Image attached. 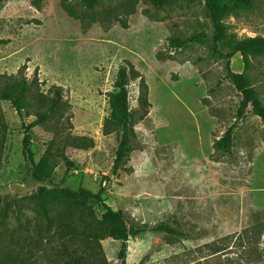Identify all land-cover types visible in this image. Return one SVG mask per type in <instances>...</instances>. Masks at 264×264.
<instances>
[{"label": "rangeland", "instance_id": "rangeland-1", "mask_svg": "<svg viewBox=\"0 0 264 264\" xmlns=\"http://www.w3.org/2000/svg\"><path fill=\"white\" fill-rule=\"evenodd\" d=\"M92 10L78 0H8L0 5V88L5 77H23L32 95L62 93L59 113L31 130L22 154V119L0 100V264H64L61 239L37 217L31 197L41 186L104 189V204L128 221L165 224L177 234L144 232L127 241L102 240L106 264H264V123L248 107L237 118L241 95L227 77L225 58L213 52L206 0L156 9L137 0L124 19H102L116 6ZM70 12H86L84 19ZM237 39L264 38V0H252L223 18ZM196 36L197 41L187 40ZM179 40L181 43H174ZM130 64L147 87L145 113L138 104L139 76L128 79L134 123L131 151L114 167L119 136L104 134L108 94L120 66ZM246 72L264 104V58L229 62ZM23 121V122H22ZM233 127L232 145L215 143ZM4 130H3V129ZM0 136V137H1ZM86 137L93 147L74 150L67 138ZM55 139L74 167L59 165L52 183L30 177L32 163ZM97 213L103 211L96 206Z\"/></svg>", "mask_w": 264, "mask_h": 264}, {"label": "trees", "instance_id": "trees-1", "mask_svg": "<svg viewBox=\"0 0 264 264\" xmlns=\"http://www.w3.org/2000/svg\"><path fill=\"white\" fill-rule=\"evenodd\" d=\"M8 0H0V5ZM105 0H78L80 6L85 10H92L102 4ZM114 8L108 9L102 19H115L126 26L125 20L120 17H127L134 12L137 0H116ZM156 9L189 3L192 0H142ZM252 0H206L207 17L209 18L214 33L211 37L212 50L225 58L227 77L231 84L241 95L237 108V118H241L245 110L250 107L251 112L264 123V104L257 91L250 84L246 72L233 73L229 69V62L233 55L239 54L245 69L249 66L251 58H264V38L248 37L237 39L234 35L226 32L222 20L225 16L234 13L241 8H248ZM68 10V8H65ZM69 11V10H68ZM69 13L78 19H84L85 11L80 14ZM198 37L193 36L187 41H197ZM181 43L175 40L174 43ZM132 75L138 77L130 64L120 66L117 70L113 83L114 91L108 94L109 115L104 120L103 132L110 134L115 132L118 136L117 148L115 151L114 167L122 163L131 151V142L134 137L135 118L129 108L128 101V79ZM140 93L138 104L145 113L148 107L147 87L139 76ZM0 100L8 102L18 116H29L31 109H34L35 119L28 123H22L23 139L22 154L26 156L30 143L31 130L36 126H42L54 118L61 116L62 93L59 88H54L52 96L41 93L32 95L31 84L19 76L5 77L0 88ZM23 122V121H22ZM3 129V128H2ZM4 130V129H3ZM233 127L230 126L223 136L215 143V148L220 151H228L232 145ZM2 135V134H1ZM0 135V136H1ZM3 136L0 137V164ZM65 144L70 145L74 150L86 151L93 147V141L86 137L67 138ZM63 165L64 176L74 167L70 156L65 152V145H59L55 139L50 140L40 158L32 163L30 177L38 183H52L55 169ZM1 167V165H0ZM64 179V177H63ZM63 179L58 185H50L49 188L41 186L32 195L31 200L37 217L41 218L47 226V231L53 230L61 239L59 256L64 259V264H106L101 241L110 238L120 242L118 258L125 262L127 241L136 239L144 232H164L177 234V231L165 224L149 226L137 224L127 220L126 215L119 210H114L104 204L101 195L104 189L101 187L96 193L78 188L70 190L62 187ZM96 206H102L103 211L96 212ZM1 223V221H0Z\"/></svg>", "mask_w": 264, "mask_h": 264}]
</instances>
